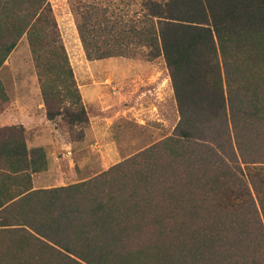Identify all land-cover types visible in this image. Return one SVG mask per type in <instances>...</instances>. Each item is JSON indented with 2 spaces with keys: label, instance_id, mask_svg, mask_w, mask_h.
<instances>
[{
  "label": "trees",
  "instance_id": "trees-1",
  "mask_svg": "<svg viewBox=\"0 0 264 264\" xmlns=\"http://www.w3.org/2000/svg\"><path fill=\"white\" fill-rule=\"evenodd\" d=\"M73 13L87 61L162 59L178 120L91 179L37 190L42 149L0 128V232L33 264H264V0H140L127 24ZM22 37L46 121L85 125L47 0H0V67Z\"/></svg>",
  "mask_w": 264,
  "mask_h": 264
},
{
  "label": "rangeland",
  "instance_id": "rangeland-1",
  "mask_svg": "<svg viewBox=\"0 0 264 264\" xmlns=\"http://www.w3.org/2000/svg\"><path fill=\"white\" fill-rule=\"evenodd\" d=\"M47 1L87 122L83 126L70 127L63 117L58 116L51 122L45 119L41 127L34 117L39 133L57 136V152L50 156V165L42 150L45 169L30 174L32 186L33 177L42 173V176L37 175L41 179L37 178L35 185L46 189L93 178L170 136L178 120L170 81L161 58L145 61L141 56L143 50L138 49L129 57L87 61L77 38L73 11L78 7L103 12L104 22L127 24L137 18L140 0ZM0 84L6 97L5 104L0 102V128L20 127L26 148L27 133L20 123L26 121L29 110L33 109L31 112L35 115L36 109L44 111V107L24 37L0 67ZM152 86L160 87L162 93L167 94H164V102L151 109L146 106L143 93ZM56 108L55 105L51 107L52 110ZM30 149L33 148L27 150ZM261 169L264 173V167ZM261 201L264 204V197ZM18 246L17 235L0 232V264H33Z\"/></svg>",
  "mask_w": 264,
  "mask_h": 264
},
{
  "label": "crops",
  "instance_id": "crops-1",
  "mask_svg": "<svg viewBox=\"0 0 264 264\" xmlns=\"http://www.w3.org/2000/svg\"><path fill=\"white\" fill-rule=\"evenodd\" d=\"M168 93L171 94V90H168ZM167 93H162V90L160 87H155L152 86L150 88H148L144 93V100H146V106L150 107L151 109L154 107V105H158L161 102H164V98L165 95ZM33 109L29 110L28 113H26L27 117H26V121H23L20 123V125L25 129L26 131V139H25V144H26V148H41L42 150H44L45 155L48 159V166L50 165V156L52 154H54L55 152H57V136L56 135H49L45 132L39 133L38 132V127H36V123L35 120L39 121V126L43 127L44 126V122H45V118H44V111L41 109H36L35 111V115L32 114ZM8 115V113H4V115ZM3 117V116H2ZM29 117V118H28ZM34 117H36V119L34 120ZM1 119V118H0ZM10 120V119H8ZM11 122V121H9ZM47 122V121H46ZM12 124V122L10 123ZM50 169V167L48 168ZM42 174V173H41ZM41 174H37L38 176H42ZM34 176L33 180H32V186L31 189L32 190H37V189H46L44 188V186L41 187H37L35 185L36 183V179L39 178ZM41 179V177L39 178Z\"/></svg>",
  "mask_w": 264,
  "mask_h": 264
}]
</instances>
